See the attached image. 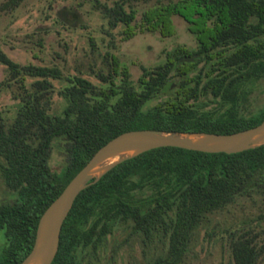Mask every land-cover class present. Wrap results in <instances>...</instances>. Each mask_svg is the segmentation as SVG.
Wrapping results in <instances>:
<instances>
[{"label":"trees","instance_id":"trees-1","mask_svg":"<svg viewBox=\"0 0 264 264\" xmlns=\"http://www.w3.org/2000/svg\"><path fill=\"white\" fill-rule=\"evenodd\" d=\"M125 1L113 0L105 8L111 25L123 24L124 38L137 28L171 34V15L178 14L193 33L195 47L177 44L165 50L161 61L141 66L136 84L108 53L110 70L97 72L101 85L79 74L64 77L58 91L65 102L58 113L48 108L49 77H60L59 68L18 64L0 49V62L11 77L20 72L34 76L29 86L19 81L12 119H0V173L15 192L0 201V264H16L25 255L42 209L115 133L135 127L228 132L264 115V102L254 111L248 107L252 85L264 78V0H165L143 7L137 20L133 7H123ZM192 53V59L184 58ZM55 136L64 139L66 150L57 171L47 161ZM253 192L264 194V142L230 152L147 148L116 162L76 193L49 264H96L106 235L120 224L145 244L155 236L162 241V251L147 264H175L192 229L209 212ZM256 219L264 221V212ZM229 232L233 264H254L264 247V222L256 230Z\"/></svg>","mask_w":264,"mask_h":264},{"label":"rangeland","instance_id":"rangeland-1","mask_svg":"<svg viewBox=\"0 0 264 264\" xmlns=\"http://www.w3.org/2000/svg\"><path fill=\"white\" fill-rule=\"evenodd\" d=\"M165 0H127L123 7L136 11L150 4ZM113 0H18L10 4L0 0V49L18 64L33 63L55 65L60 77H49L50 112H60L65 99L59 88L64 77L79 74L96 85H101L97 72L110 70L108 53H113L119 66L124 65L128 77L136 84L141 66L150 67L161 61L164 52L177 44L188 49L195 47L193 33L187 30L185 20L172 14L174 30L160 35L157 31L139 30L123 37V24L111 25L106 6ZM119 69V68H118ZM117 72L114 80L119 78ZM34 76L20 72L11 77L5 64L0 62V119L8 123L18 106L19 81L29 86ZM173 84V83H172ZM155 98L150 99L152 102ZM264 102V78L257 80L248 95V107L256 110ZM66 159L64 139L55 136L51 140L48 165L59 170ZM14 190L8 187L0 173V201L10 200ZM264 212V194L253 192L239 194L221 208L209 212L192 229L188 243L175 264H233L229 239L233 228L256 230L264 222L256 216ZM258 234L257 241H259ZM4 244L3 227H0V248ZM163 243L156 236L143 243L136 232H130L120 224L105 237L104 249L97 255L96 264H147L161 252ZM254 264H264V247Z\"/></svg>","mask_w":264,"mask_h":264},{"label":"water","instance_id":"water-1","mask_svg":"<svg viewBox=\"0 0 264 264\" xmlns=\"http://www.w3.org/2000/svg\"><path fill=\"white\" fill-rule=\"evenodd\" d=\"M195 55L184 58L192 59ZM263 142L264 115L255 124L228 132L154 127L121 130L100 144L45 205L37 218L31 246L16 264H49L56 250L60 224L76 193L124 158L159 145L230 152Z\"/></svg>","mask_w":264,"mask_h":264}]
</instances>
